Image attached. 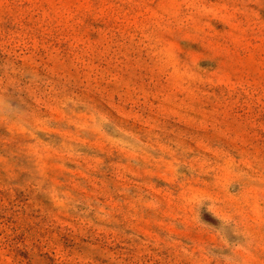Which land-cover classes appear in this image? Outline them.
Returning a JSON list of instances; mask_svg holds the SVG:
<instances>
[{"label":"rangeland","instance_id":"obj_1","mask_svg":"<svg viewBox=\"0 0 264 264\" xmlns=\"http://www.w3.org/2000/svg\"><path fill=\"white\" fill-rule=\"evenodd\" d=\"M0 264H264V0H0Z\"/></svg>","mask_w":264,"mask_h":264}]
</instances>
